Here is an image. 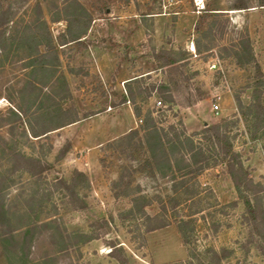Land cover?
<instances>
[{
    "label": "rangeland",
    "instance_id": "1",
    "mask_svg": "<svg viewBox=\"0 0 264 264\" xmlns=\"http://www.w3.org/2000/svg\"><path fill=\"white\" fill-rule=\"evenodd\" d=\"M233 1L0 0L1 11L8 5L13 9L10 34L15 36L0 54V194L7 207L30 213L29 221L37 223L25 259L28 264H185L191 248L199 253L194 262L207 263L202 253L205 247L229 251L220 264H264L255 246L258 236L253 235L248 243L254 228L243 218L245 206L223 165L197 177L203 197L200 204L211 206L191 216V246L182 243L170 211L166 215L171 223L148 232L142 242L140 232L121 221L119 213L130 202L121 195L122 188L113 185L125 167V154L116 156L105 147L125 135L127 128L139 127L134 106H140L143 113L153 111L156 118L163 114L162 127L183 126L187 133L221 119H238L230 133L234 150L240 153L253 181L262 184L264 208V123L258 127L244 124L237 105L238 99L249 104L255 82L264 81V6L259 0H248V9H230ZM206 2L218 8L219 14L210 16L198 32L196 23ZM25 24L30 29L26 36ZM45 28L52 38L68 37L70 32H81L82 38L61 46L54 39L59 65H52L54 58L46 54V68L40 69L33 40L27 37L41 35ZM246 43L260 67L259 78L253 65L236 64L230 54L231 46L241 49ZM164 52L179 59L176 64L182 74L173 65L160 67L163 59L156 55ZM213 60L218 62L216 68L209 67ZM141 76L143 89L151 83L170 82L173 101L158 104L159 95L145 91L135 94L133 101L121 103L125 82ZM198 94L204 99L195 102V108L186 106V100ZM262 102L264 105V88ZM213 104L218 106L217 113ZM60 107H70L77 120L40 138L29 135V123H44L48 128L60 123ZM63 147L66 152L61 155ZM18 152L46 162L49 169L39 176L15 170ZM101 156L105 159L102 164ZM74 169L88 179L87 188L78 191L85 202L81 209L69 206L63 192L53 187L57 179L69 180ZM139 181L149 195L158 193L165 199L169 194L163 191L164 179ZM51 205L56 206L55 212ZM197 208L192 205V211ZM146 209L153 214L157 206ZM100 219L109 222L106 233L99 232L89 240L76 235H94L93 224ZM48 220L53 223L43 227ZM14 235L15 242H24L19 231ZM110 243L119 248L114 256ZM16 250L0 242V264H21Z\"/></svg>",
    "mask_w": 264,
    "mask_h": 264
},
{
    "label": "trees",
    "instance_id": "2",
    "mask_svg": "<svg viewBox=\"0 0 264 264\" xmlns=\"http://www.w3.org/2000/svg\"><path fill=\"white\" fill-rule=\"evenodd\" d=\"M259 5L264 6V0H259ZM249 7L248 0H234L230 9L245 10ZM217 10L218 8L213 4L208 2L205 3V8L200 11V17L195 27L198 32H200L203 24L205 21L207 22L210 16L215 17L219 14ZM13 13V9L9 5L2 11L0 10V54L14 42L15 36L12 33L10 34V29L14 24L12 19ZM76 20L77 19H75V21ZM212 21L213 19L211 20V24ZM211 27L212 26L209 25L208 31L211 30ZM23 28V35H25L27 28L29 29V25L25 24ZM44 30V33L41 34L42 36L35 33L27 37L33 40V52L35 53L38 62L37 65H39L40 69L46 68L44 60L46 54H51L54 58V63L52 65H59V57L54 44L56 40L54 39H57L59 41L58 45L61 46L69 42H78L81 40L80 38H82L81 32L72 34L70 31L68 37H66V35L64 36V34H60L52 38L49 30L47 28ZM38 37H45L44 39L46 40L41 42L38 40ZM22 38L25 40L24 36ZM20 43V45L23 44L22 42ZM41 46L43 50L40 49ZM230 48V54L235 59L236 64H251L258 74V78L261 76L260 67L254 61L248 43L240 47L241 49L237 46H231ZM156 56L163 59H161L160 67L173 65L174 70L182 74L180 65L176 64L179 59L174 56H168L167 54L165 56V52L163 56H160V54ZM182 58L184 57L181 56V59ZM140 78H142V76L125 82L127 88L125 95L121 97V103L133 101L135 94H140L145 91L148 92V95L153 91L157 93L161 98V100H159L160 103H162V101L164 103L173 101L170 82L168 84L151 83V85L143 89L141 81L139 80ZM175 86L176 83L174 82L173 87ZM263 88L264 81L258 79L254 84L250 103L243 105L239 99L237 100V105L240 110L239 118L244 124L248 125V123H250L258 127L264 123V105L262 102ZM202 99H204V96L200 94H198L196 98L189 97L186 100V106H191ZM58 110L62 117L60 123L52 128L46 127L44 123H38L37 126H33L29 123V135L33 138H40L41 136H46L51 130L58 129L77 120L76 113H72L70 107L64 109L60 107ZM133 114L137 119L141 120L139 127L137 129H130L125 135L113 140L114 142H107L105 145L106 148L112 149V152L116 156L125 154V167L123 166L121 168L117 180L113 182V185L122 188L121 195L128 198L130 202V206L119 213L121 221L124 222L125 220L127 227H133V230H138V232H140L139 236L141 241L144 242L145 234L171 223V219L166 215V212L170 211V215L175 217L174 220L182 243L187 247L191 246L193 244L192 237L190 236L193 232V219H191V216L197 211L205 210L211 206L207 203L200 204L203 197H200V183L197 177L206 169L223 165V170L229 176L238 199L241 200L245 206L243 218L251 228H254L250 231L249 236L251 239L248 243L252 242L254 238L253 235L258 236L255 241V246L264 258L262 184L253 181L250 173L244 166L240 153L234 150L233 137L230 136L231 131L238 125L239 120L221 119L219 123L206 124L199 131L187 133L183 126L179 127L170 124L166 128L162 127L160 122L163 114H160L161 116L156 118L153 115V111L149 109L143 113L140 106H134ZM115 143L116 146H112L113 144L115 145ZM65 152L66 148L63 147L60 150V154L63 155ZM15 157L18 158L15 165H13L15 170H22L32 176H39L49 169V165L46 162L42 163L38 158L25 156L20 152L15 153ZM99 162L101 164L105 162L103 156L99 158ZM144 179L156 182L160 179H164L167 185L164 187L163 191H169V194L166 195L165 199L158 193L149 195L139 181ZM87 186V176L77 169L72 171L69 180L62 178L57 179L53 183V187L56 190L63 192L66 203L77 209H81L85 206L84 197L80 195L78 191L87 188ZM115 195L117 196V193H115ZM3 199V195L0 194V242L5 248L6 246L13 250L19 248L21 251L16 250V254L20 255L19 259H21V264H28L25 259H27L29 255L30 239L32 238L35 227H37V223L34 220L29 221L30 213L11 210L5 205ZM152 204H156L157 210L153 214H150L146 208L150 207ZM192 205H198V208L192 211ZM55 209L56 206L51 205V210L54 211ZM42 211L43 209L41 208L39 212ZM51 223H53V221L48 220L43 224V227ZM93 225H95L96 235L87 233H76V235L83 238L82 240H89L96 238L95 236H97L99 232L103 234L106 233L109 228V222L106 219H100ZM18 231L24 235V242L22 241L19 243L14 241V234ZM110 244L112 248L110 254L113 255L112 253L114 250H117L118 247L113 243ZM245 248L247 247L245 246ZM202 253L207 257V263H204L201 259L194 262V258H199V253H195L191 248L189 250V258L185 264H220V262L229 255V251L223 248L216 251L211 247H205Z\"/></svg>",
    "mask_w": 264,
    "mask_h": 264
},
{
    "label": "built area",
    "instance_id": "3",
    "mask_svg": "<svg viewBox=\"0 0 264 264\" xmlns=\"http://www.w3.org/2000/svg\"><path fill=\"white\" fill-rule=\"evenodd\" d=\"M217 64H218L217 60H213V61L209 64V67H211V68H216V65H217ZM158 104H160L159 101H158ZM212 109H213V111H214L215 113H217V111H218V106H217V104H213ZM139 121H141V120H139Z\"/></svg>",
    "mask_w": 264,
    "mask_h": 264
},
{
    "label": "crops",
    "instance_id": "4",
    "mask_svg": "<svg viewBox=\"0 0 264 264\" xmlns=\"http://www.w3.org/2000/svg\"><path fill=\"white\" fill-rule=\"evenodd\" d=\"M197 104H198V103H197ZM197 104L192 105L191 107L193 108V107L196 106ZM194 108H195V107H194ZM126 130L129 131V128H127Z\"/></svg>",
    "mask_w": 264,
    "mask_h": 264
}]
</instances>
